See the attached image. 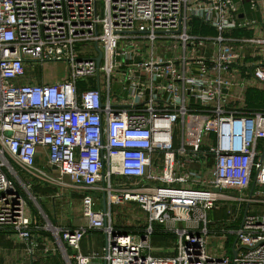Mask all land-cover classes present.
Instances as JSON below:
<instances>
[{"label":"built area","instance_id":"built-area-1","mask_svg":"<svg viewBox=\"0 0 264 264\" xmlns=\"http://www.w3.org/2000/svg\"><path fill=\"white\" fill-rule=\"evenodd\" d=\"M236 4L0 0V231L31 263L44 231V257L60 264H264V215L249 211L264 192V110H234L228 97L241 68L264 86V64L245 69L225 37L256 24L239 20ZM193 19L214 34H191ZM31 62L68 74L23 83ZM35 181L82 191L84 226H55L42 212L40 226ZM123 204L145 215L131 232L112 224ZM156 229L174 236L171 256L154 255ZM95 232L102 251L85 255ZM210 235L230 254L210 252Z\"/></svg>","mask_w":264,"mask_h":264},{"label":"crops","instance_id":"crops-1","mask_svg":"<svg viewBox=\"0 0 264 264\" xmlns=\"http://www.w3.org/2000/svg\"><path fill=\"white\" fill-rule=\"evenodd\" d=\"M235 1L237 3L238 19L245 21H255L256 24L244 29L229 31L225 34V37L229 40V44L233 47L234 51L239 55L238 64L244 65L245 69L246 67L251 68L264 64V0H256V7L254 9L249 7L247 1ZM188 29L193 35L212 36L214 34L211 27L197 19H193L191 22H189ZM29 74L30 71L27 70V80H29ZM232 79L237 83V85L232 87L228 92L229 106L231 108L246 113L264 110V98L262 99L260 96L263 95V85L253 83L250 80L249 75L244 72V68H241V73L233 75ZM40 160H37L36 165L39 168H43L44 158H40ZM195 170L197 171L198 168L195 167ZM203 177L205 179L210 178V176L207 174H204ZM31 192L33 196L39 200V208H36L33 205V209L35 211L36 220L40 226L45 224L43 218H41L39 215L40 212H42L44 217H46L48 221L55 226H61L70 229L84 226V222L81 220L80 215V201L83 194L82 191L57 188L39 181H35L31 188ZM92 195L100 197L96 193ZM125 205L129 206L128 210L132 216V218L129 220L132 221L136 219L138 221V223L134 224L133 226L141 225V220L144 218L143 213L140 212L138 207L133 204L112 206L111 217L114 208L123 207ZM97 208L102 209V205ZM249 211L255 214L264 215V208L262 207V209H260V205L250 206ZM209 217L215 218V213H210ZM130 221H128L127 224H129ZM113 226L116 228L118 227L119 229L121 228V231L126 229L123 227V225L117 223L115 225L113 224ZM213 229H215V227ZM3 233L5 234V238L1 239V241H8L17 244L11 238V234H9V232L3 231ZM96 233L102 236L98 232H95L94 234ZM89 235H93V233L87 234L86 237ZM48 237V234L44 231H38L36 233L39 248H37L34 253L36 260H34L32 263L29 255H27L25 252L23 245H16V252L18 253L20 251L19 253H23L30 260V264L59 263L57 258L54 259L44 257L42 247L44 245L43 242L46 241V238ZM86 237L83 239L81 244L82 253L85 255L100 253L102 251V247L104 246L103 243H101L100 248H98L96 245H92L94 242L87 240ZM211 238L213 239V246H215L217 244L215 241L216 238ZM102 239H104L103 236ZM154 241L155 240L153 239L151 241L152 247ZM156 243L157 241H155V244ZM153 248L154 255L161 256L158 255L161 249L157 247Z\"/></svg>","mask_w":264,"mask_h":264},{"label":"rangeland","instance_id":"rangeland-1","mask_svg":"<svg viewBox=\"0 0 264 264\" xmlns=\"http://www.w3.org/2000/svg\"><path fill=\"white\" fill-rule=\"evenodd\" d=\"M101 6V5H100ZM52 65H47L45 66L43 69H41L37 63H28V65L32 68L30 70V74H29V80L26 79V77L22 80L23 83H30L32 81H38L41 80V78L45 81V82H56L62 78H65L68 74V68L66 65L62 64V63H58V62H53L51 63ZM26 79V80H25ZM90 80V79H89ZM263 95H260L261 98H264V90L262 89ZM178 142V141H177ZM179 145V144H177ZM40 160V158L38 159V161ZM41 161V160H40ZM20 177H22V174L19 173ZM259 200L262 202L260 204V209H262V207L264 208V192L258 196ZM130 205V204H129ZM129 206L125 205L123 207H117L113 209V214H112V222L115 225L120 224L123 225V227L128 228V227H132L134 224L138 223V221L132 220L130 221L129 219L132 218V216L130 215L129 212ZM43 215V213H42ZM222 215V211H216L215 212V218H218ZM145 216V215H143ZM143 220V219H142ZM141 220V221H142ZM129 222V224H127ZM4 233L3 231H0V264H30V260L23 254V253H17L16 252V248L15 246L18 244H14L12 242H8V241H1V239L5 238L4 237ZM218 237V240L215 239L216 243L219 241L221 242L220 236L216 235ZM216 236H214L213 238H217ZM157 238L154 237V240L157 241V243L153 244V247H157L160 248L161 251L158 253V255L161 256H171L173 254L172 250L174 247V236L171 234H168L166 236H156ZM161 237V238H160ZM11 238L13 240L16 241V237L14 235H11ZM163 238V239H162ZM87 240H91L92 242H94V244L92 243V245H96L98 248H100V244L103 243L104 245V239H102V236H100L99 234H94L93 235H89L86 237ZM161 241V242H160ZM209 246H208V250L210 252H213L215 254H220V255H224L225 253H228V251H230L231 249L228 248V251L224 248V246L222 248H218L217 246H213L214 243L213 239L211 238V235L209 236ZM230 254V253H228Z\"/></svg>","mask_w":264,"mask_h":264},{"label":"trees","instance_id":"trees-1","mask_svg":"<svg viewBox=\"0 0 264 264\" xmlns=\"http://www.w3.org/2000/svg\"><path fill=\"white\" fill-rule=\"evenodd\" d=\"M82 87H83L82 84H79V88L82 89ZM132 229H133L132 227H128V228H126V229H125L124 231H122V232H131ZM166 235H168V234H163V233H161V232L159 231V229H156L152 239L154 240V237L157 238L156 236H166ZM160 238H161V237H160ZM162 239H163V238H162ZM229 243L232 244V243H233V240H230Z\"/></svg>","mask_w":264,"mask_h":264},{"label":"water","instance_id":"water-1","mask_svg":"<svg viewBox=\"0 0 264 264\" xmlns=\"http://www.w3.org/2000/svg\"><path fill=\"white\" fill-rule=\"evenodd\" d=\"M100 62V55H99V57L96 59V63H97V65H98V63ZM54 169H55V167H54ZM253 185H254V183H253ZM252 185V186H253ZM233 255H235V252L233 253Z\"/></svg>","mask_w":264,"mask_h":264}]
</instances>
